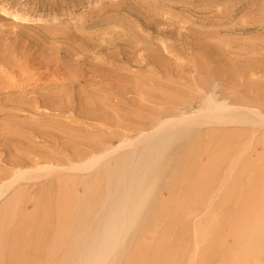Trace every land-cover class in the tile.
Segmentation results:
<instances>
[{"label": "rangeland", "instance_id": "rangeland-1", "mask_svg": "<svg viewBox=\"0 0 264 264\" xmlns=\"http://www.w3.org/2000/svg\"><path fill=\"white\" fill-rule=\"evenodd\" d=\"M0 56L14 60L0 70V174L28 168L6 190L0 264L75 261L78 233L94 230L106 212L104 196L113 185L123 190L122 176L135 185L143 163L152 169L144 180L150 209L113 264L133 251L135 264H174L188 252L184 245L174 250L156 237L155 247L143 249L138 235L149 240L148 231L173 216H185L180 228L189 230L188 215L204 222L208 211L212 228L227 235L244 229L241 221L264 201V118L232 111L207 132L184 124L171 129L156 161L141 150V165L129 167L123 157L130 149L123 147L89 168H59L89 158L102 143L133 139L141 116L198 105L204 92L244 98L264 114V0H0ZM45 163L56 166L38 168ZM205 253V264L219 263L222 251Z\"/></svg>", "mask_w": 264, "mask_h": 264}, {"label": "bare ground", "instance_id": "bare-ground-1", "mask_svg": "<svg viewBox=\"0 0 264 264\" xmlns=\"http://www.w3.org/2000/svg\"><path fill=\"white\" fill-rule=\"evenodd\" d=\"M76 6H78V5H76ZM15 53H18V52H15ZM20 56L18 54H16L15 57H19V59L22 60L23 55L21 57ZM6 58L7 57L0 56V64H1V66H3V67L0 66L1 72L3 71V69H5L4 64L8 63L11 60V58H9V61H7ZM11 61H12V63L14 62L13 57H12ZM11 61H10V63H11ZM23 63H25V59H24ZM23 63L19 62L18 67L20 66V69H24L25 64L22 65ZM14 64H12V65H14ZM28 66L29 65H27L26 67H28ZM10 67L7 66L8 69ZM45 67L46 66H44V68ZM44 68H41V69H44ZM26 69H28V68H26ZM36 70H37V68H36ZM47 70L48 69H46V72H47ZM16 71L17 70H15V72ZM23 72L24 71L22 70V73ZM39 74H41V73H39ZM4 75H5L6 79L7 78L11 79V77H12L10 74H7V72L4 73ZM18 75H19V73H18ZM37 75L38 74L35 75V79H36L35 81L36 82H38L37 78H36ZM41 76H43V75H41ZM49 76L51 77L52 74L46 76L48 79H45V78L44 79L49 80ZM38 80L40 81V77L38 78ZM35 81H33V83L35 85H37L35 83ZM41 83H42V81H41ZM197 83H198V81H197ZM225 83H227V82H225ZM32 86L35 87L34 85H32ZM1 88H3V87H1ZM35 88H32V90ZM60 91L62 92V90H60ZM237 94L238 93H236V95ZM225 95H219V96L220 97L221 96L227 97V95L226 96ZM231 95H232V93H231ZM3 96H4V93H3ZM9 96H10V94H9ZM216 96L218 97V95H216ZM232 96H234V95H232ZM238 96L240 97L243 95H238ZM190 97H191V95H190ZM229 97H231L230 94L228 95V98ZM215 98H213V95L211 93L204 92V93H201L199 95V104L198 105H195V104L193 106L188 105L189 108H187V109L182 108L180 111L176 110V108H178L176 106H175L176 108L173 106V107H167V108H163V109H157L158 111L156 110V112L152 111L154 113L151 115H149L150 114L149 113L147 116H141V117H139V119L137 118V120L134 123L135 125L133 126V128L131 127L132 125L130 126L133 130H136V134H135V136H133L134 137L133 139L137 140V138H138V140L135 141V143H134V140L132 138L126 139V138L120 137L121 139L120 140L118 139L116 144H110V145L108 144V146H106L107 144L104 145V143H102L104 147H102V146H101V148H100V146L98 148L96 147L93 151H91V153H90L91 156H89V158L81 159L79 162H76V164L72 163L69 166L64 165L62 167H60L59 165H57V166H59L60 169L62 168L65 170H68L69 168H74V167L78 166L81 170L83 166H85V167L87 165L92 166L93 163L96 162L97 160H99L100 157L103 158V157L107 156L108 154L110 155L114 151H117L118 149H121L123 147L126 149H128V147H129V149H130L128 152L129 154H127V156L125 155L123 157V160L126 159L124 161H128L129 167L132 165H135V162L137 164L140 163L141 158H139L138 156H140L139 152H141V150H145L143 152V156L150 157V155L155 154L156 155L155 161H156V160H158V156H159V151L157 150V148H158V146L160 147L161 143L163 144V142L165 141V136L169 133L168 131L176 128L177 126H181L182 124H184L185 126L188 125L191 128H193V127H200L201 128L202 127V129L204 128L203 129L204 132L205 131L207 132L212 127L214 122H215V124L222 123V121H220L219 116H221V120H223L222 117L226 114L225 112H227V111L229 114H230V111H232L237 116L239 114H241L242 116H239V117H242V118L244 115H246V116L252 115V117L256 116L259 119L262 117L264 118L263 112H261V109L257 107L258 105L256 107H255V105L254 106L247 105V102L245 103L244 101H242L244 98H242L241 101H239V100L235 101L234 100L235 98L232 100L233 97L229 101H228V98L227 99L226 98L215 99ZM16 99H17V97H16ZM246 100H249V99L246 98ZM191 101L193 102V100H191ZM4 102H2L1 104H3ZM189 102H190V100H189ZM176 104H177V102H176ZM202 106L204 107L203 109H201ZM14 113L12 112V114H14ZM7 114H8V116H5L4 114H2L3 119L5 117L6 118L10 117L11 114L10 115H9V113H7ZM137 114H139V113H137ZM203 114L204 115L207 114L205 116L206 118H205L204 122H202L203 120L198 121L195 119V117H197L199 115L202 117ZM228 116H231V115H228ZM12 117H13V115L11 116V118ZM207 117H208V119H207ZM215 117H217V120L219 121V123L216 122ZM232 117L234 118V116H232ZM233 118H232V120H235ZM23 119H24V117H23ZM229 120H231V119H229ZM237 120H239V119H237ZM237 120H236V122H237ZM224 121L225 120H223V122ZM227 121H228V119H227ZM260 121H262V120L260 119L258 122H260ZM233 122H235V121H233ZM245 122H247V121H245ZM229 123H230V121H229ZM38 128H40V127H38ZM129 130H131V129L129 128ZM1 138H3V137H1ZM108 141H109V143L111 142L110 140H108ZM108 141H107V143H108ZM104 142H106V141H104ZM157 151H158V153H157ZM143 164L144 165L139 167V172L137 175L138 176L137 180L138 179L139 180L137 181V183L135 182L136 183L135 185L132 184L130 177L122 176V179L120 180L119 184L122 185V188L124 187L123 190L120 191L118 187L113 185V187L111 188V191H109L107 193L108 195L104 196L105 197L104 198L105 203L104 202L103 203H104V208L106 209V212L104 210L105 213L101 214L100 217L95 219V221H94L95 228L93 231L87 232V233H78L80 235L79 241L76 244V247L74 249V251L76 253V260L75 261L73 260V262H71L69 260V262H66L65 264H113V261H115V260L117 261V258L120 254V250L122 248H125L124 246H122V244L124 243V245H125L126 234L130 230H133V228H135L138 224H143V222L146 221L145 215L147 214V212L150 209L149 204H148V197H147V191H148L147 183L144 182V180H145V177L152 172V169L148 167L147 163H143ZM125 165H127V163ZM139 165H141V164H139ZM55 166L51 167V165L45 163L44 166L42 165L41 167H38V168H42L43 170H45V169L48 170V168L49 169H50V167L55 168ZM136 166H134V167H136ZM26 167L24 169L14 168L13 172H12L13 174L10 175L12 177L5 174V173H8L7 171L4 174H0V219H2V220H4L8 216L7 215L8 211H7L6 207L8 206L9 201H8V199L6 200V198H5L6 190L8 189V187H10L12 184H14L17 179L19 180L20 177H22V173L24 171H27V169H28ZM124 168L125 167L123 166V169ZM34 169L35 168H33V170ZM33 170H32V172H34ZM125 170H127L128 172H131L130 169L125 168ZM123 174H124V172H123ZM30 178H28V179L26 178V180H30ZM128 178H130V179H128ZM107 189L109 190V188H107ZM261 190H262V188H261ZM261 193H262V191H261ZM260 202H261V200H260ZM259 207L263 208V211H264V201L262 203H260V205L258 206V210L261 209ZM97 210H99V209H97ZM251 210H252V214H253L254 209H251ZM258 210L257 209L255 210L256 213L254 214L253 218H251V216H249L250 217L249 219H247L245 217L247 219L246 221H244V220L241 221V223H240L241 226H244V225L246 226L244 229H239V230L234 229V230L230 231L227 235H225V234L219 232L218 230H215L212 228L213 227L212 225L215 223V220H214V217H212L208 213L209 211L205 212V213L203 212L201 214L202 215L201 217L204 218V222L198 221V218L193 216L194 213L192 212L187 217V219L191 225L189 230H181V228H180L186 219L185 216H183V217L173 216V217L169 218V220L163 224V227L161 229H157L156 227H154V229L149 230L148 231V234L150 236L149 240H144V239L140 240V236L138 235L137 241L139 240L142 243L141 246L143 247V249H146V247H148V248L152 247L153 245L150 246V241H152L156 237L164 240L165 243L171 245V247H175L174 250L178 249L180 246L184 245L188 249V252L182 257L181 260H179L178 262H175L174 264H205V262L207 260L205 250H207L209 252H214L217 254L219 253V251H222L221 255L219 253V255H220L219 260H218L219 263H217V264H264V213L261 214V212H258ZM188 212H190V210ZM243 216H245V215H243ZM156 225L158 226V224H156ZM235 226H239V225H235ZM71 230H72V228H71ZM74 230L76 231V229H74ZM178 230H180V231H178ZM73 231H71V232H73ZM211 231H213L215 233V235H213L212 239H209V235H212ZM157 233H158V235H157ZM154 234H156L157 236H154ZM75 240H77V239H75ZM153 247H155V246H153ZM133 252H129V254H126V256L124 257V258H126L124 261V264H135L134 260L136 259L137 255H135L136 252L135 253H133ZM166 252H167V250L164 249L163 252L159 253L158 259L163 258ZM66 254H67V252H66ZM153 263H154V260L148 262L147 264H153Z\"/></svg>", "mask_w": 264, "mask_h": 264}]
</instances>
